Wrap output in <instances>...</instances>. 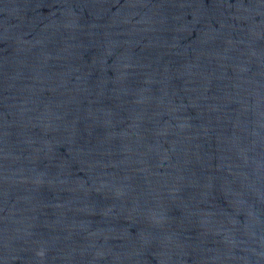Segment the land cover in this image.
Listing matches in <instances>:
<instances>
[{"label":"water","instance_id":"obj_1","mask_svg":"<svg viewBox=\"0 0 264 264\" xmlns=\"http://www.w3.org/2000/svg\"><path fill=\"white\" fill-rule=\"evenodd\" d=\"M0 264H33V0H0ZM34 264H264V0H34Z\"/></svg>","mask_w":264,"mask_h":264},{"label":"clouds","instance_id":"obj_2","mask_svg":"<svg viewBox=\"0 0 264 264\" xmlns=\"http://www.w3.org/2000/svg\"><path fill=\"white\" fill-rule=\"evenodd\" d=\"M39 254V253H38Z\"/></svg>","mask_w":264,"mask_h":264}]
</instances>
